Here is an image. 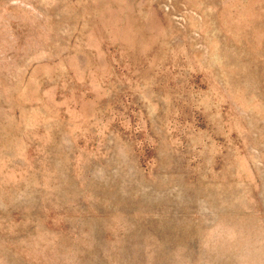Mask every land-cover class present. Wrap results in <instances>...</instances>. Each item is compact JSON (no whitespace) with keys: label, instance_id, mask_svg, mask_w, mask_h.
Instances as JSON below:
<instances>
[{"label":"rangeland","instance_id":"374dc122","mask_svg":"<svg viewBox=\"0 0 264 264\" xmlns=\"http://www.w3.org/2000/svg\"><path fill=\"white\" fill-rule=\"evenodd\" d=\"M0 264H264V0H0Z\"/></svg>","mask_w":264,"mask_h":264}]
</instances>
